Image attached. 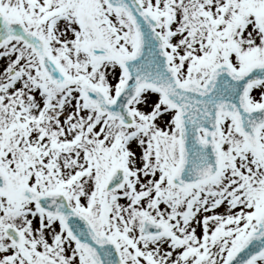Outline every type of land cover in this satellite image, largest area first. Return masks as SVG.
Instances as JSON below:
<instances>
[{
	"label": "snow or ice",
	"instance_id": "6c2138e0",
	"mask_svg": "<svg viewBox=\"0 0 264 264\" xmlns=\"http://www.w3.org/2000/svg\"><path fill=\"white\" fill-rule=\"evenodd\" d=\"M0 264H264V0H0Z\"/></svg>",
	"mask_w": 264,
	"mask_h": 264
}]
</instances>
